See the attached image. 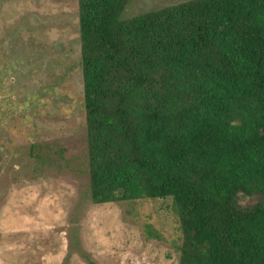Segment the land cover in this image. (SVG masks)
<instances>
[{
  "label": "trees",
  "instance_id": "1",
  "mask_svg": "<svg viewBox=\"0 0 264 264\" xmlns=\"http://www.w3.org/2000/svg\"><path fill=\"white\" fill-rule=\"evenodd\" d=\"M129 1L78 0L92 201L171 198L179 264H264V0Z\"/></svg>",
  "mask_w": 264,
  "mask_h": 264
},
{
  "label": "rangeland",
  "instance_id": "2",
  "mask_svg": "<svg viewBox=\"0 0 264 264\" xmlns=\"http://www.w3.org/2000/svg\"><path fill=\"white\" fill-rule=\"evenodd\" d=\"M181 244L171 198L92 201L78 0H0V264H179Z\"/></svg>",
  "mask_w": 264,
  "mask_h": 264
}]
</instances>
